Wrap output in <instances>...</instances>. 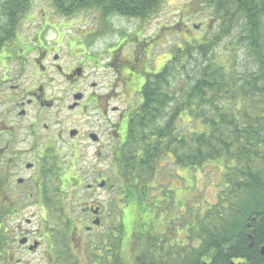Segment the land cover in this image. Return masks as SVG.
<instances>
[{
    "label": "trees",
    "instance_id": "trees-1",
    "mask_svg": "<svg viewBox=\"0 0 264 264\" xmlns=\"http://www.w3.org/2000/svg\"><path fill=\"white\" fill-rule=\"evenodd\" d=\"M33 1L0 0L4 18L0 47L10 41L12 29L21 26ZM51 2L56 13L69 17L99 10L107 17L149 19L162 8L163 0ZM200 2L211 9L216 31L210 38L188 40L173 48L162 68L147 78L142 103L113 168L112 185L119 190L113 202L128 209L125 215L134 213V231L126 233L124 222L111 224L109 247L101 235L99 243L89 244L80 259L74 256L77 249L70 252L57 236L61 231L51 224L56 236L51 237L48 262L264 264L260 252L264 246V0ZM233 33L231 43H243L252 57L251 66L242 72L232 50L214 52ZM152 38V44L160 45ZM185 115L199 121L202 129L186 133L177 127ZM166 160L182 170L220 164L223 178L218 201L204 209L192 205L189 217L185 208L177 211L178 192L170 188ZM12 212L0 198V264L19 260L15 232L3 222ZM69 241L76 244L72 238Z\"/></svg>",
    "mask_w": 264,
    "mask_h": 264
},
{
    "label": "flooded vegetation",
    "instance_id": "flooded-vegetation-1",
    "mask_svg": "<svg viewBox=\"0 0 264 264\" xmlns=\"http://www.w3.org/2000/svg\"><path fill=\"white\" fill-rule=\"evenodd\" d=\"M31 17L41 22L12 29L10 41L0 47V198L13 211L3 222L38 207L39 239L31 241L19 225V236L29 240L20 246L29 254L45 247L44 261L52 264L47 261L55 235L51 224L69 251L75 247L74 256L83 259L87 246L99 243L101 235L109 247L110 222H124L116 208L115 216L109 208L117 189L110 181L112 168L142 103V87L157 72L147 62L150 49L159 44H152V37L142 39L151 47L141 53L140 43L131 41L134 48L127 57H117V47L103 62L88 33L57 26L55 13ZM69 30L76 32L69 35ZM108 70L116 73L113 79ZM37 240L39 246L30 251ZM22 263L19 257L17 264Z\"/></svg>",
    "mask_w": 264,
    "mask_h": 264
},
{
    "label": "rangeland",
    "instance_id": "rangeland-1",
    "mask_svg": "<svg viewBox=\"0 0 264 264\" xmlns=\"http://www.w3.org/2000/svg\"><path fill=\"white\" fill-rule=\"evenodd\" d=\"M43 11L52 15L55 13V20L58 22L57 26H71L75 29L84 31V33H88V36L96 42L92 48L103 53V62H107L109 55L108 50L112 51L119 44L120 46L116 50L115 55L117 57H127V54L134 48L133 45H130L131 41H138L140 43L138 44V49L143 53L142 49L148 47L149 50L151 45L148 46L145 42L142 43L141 40L155 37L160 45L150 49L151 53L149 54L147 64L150 69L156 68L157 71H159L167 61L166 57L173 48L175 49L176 46L184 45L188 40L192 41L194 39L202 40L206 37L210 38L216 31V21L213 20L211 9L203 2L201 3L200 0H163L162 8L149 19L140 17H138V19H129L119 14L107 17L103 11L101 13L99 10L82 11L69 17L56 13V9L53 7L51 0H34L30 7H28L24 16V21L20 23L21 26L29 27L34 22L32 26L35 27L41 20L36 21L34 17L30 19H28V17L30 15L34 16L36 12ZM0 22L4 23L3 17H0ZM172 27L173 30L169 29ZM163 28H168L169 31ZM159 29L161 31H159ZM28 32L29 33L26 35H29L28 38H31L34 34V28L32 31L28 30ZM74 32L76 31L69 30L68 34L73 35ZM157 33L158 35L156 36ZM235 36V33H233L231 36L220 41L214 52L226 54L228 51L232 50L236 54L235 64L237 65L238 71L242 72L246 70L247 67L251 66L252 57L250 54H247L243 43L236 41L231 43L235 40ZM124 37L126 41L122 43V38ZM89 43L91 42H88V44ZM232 46L234 49H232ZM31 56H34V53L31 54ZM111 60H113V57ZM107 75L109 79H113L116 73L112 70H108ZM99 77L102 78L101 75H99ZM177 127L180 129L184 128L186 133L193 131V129H195V131L202 129L200 122L192 120L188 115L183 116L178 121ZM165 164L164 172L171 177L170 188L171 190H176V193L178 192L176 207L179 206L177 211L185 208V214L189 217L192 205L196 204L200 206L201 209H204L206 206H210L218 201L222 189L221 185L223 178L220 164L208 163L202 168L199 167L193 170H182L178 165L171 163V161H167ZM179 174L184 176H179ZM114 180L115 178L111 176V185ZM117 192H119L118 188L111 192V200L110 202L108 201L109 208L113 215V210L117 207L115 212L118 213V219L122 216L121 214L124 216L126 233H132L135 226V215L133 212L129 215H125L128 213V209L121 206L118 207L117 204L113 202V197ZM108 202L105 203L106 206H108ZM106 206L104 207L106 208ZM177 211L176 213L179 214ZM19 215L18 219L12 222H6L7 226L11 230H14L15 235H17L14 246L18 257L23 259L22 264H46L44 261L45 247H42L36 253L29 254L27 251L23 250L20 246L21 244H19L21 238L19 236V225H21L23 230L28 232L31 241L33 238L39 239L37 233L40 217L38 214V207L29 206L26 210L20 212ZM27 220H30V223H28ZM144 222H148V220H144ZM113 223L116 222H110V224ZM34 232L36 233L34 234Z\"/></svg>",
    "mask_w": 264,
    "mask_h": 264
},
{
    "label": "water",
    "instance_id": "water-1",
    "mask_svg": "<svg viewBox=\"0 0 264 264\" xmlns=\"http://www.w3.org/2000/svg\"><path fill=\"white\" fill-rule=\"evenodd\" d=\"M27 242H28V239H27L26 237H24V238H22V239L20 240V244H23V245L26 244ZM252 245H253V242L251 243V246H252ZM38 246H39V242L35 241V242L29 247V249H30L31 251H33V250H35ZM260 252H261L262 255H264V246L261 247Z\"/></svg>",
    "mask_w": 264,
    "mask_h": 264
}]
</instances>
